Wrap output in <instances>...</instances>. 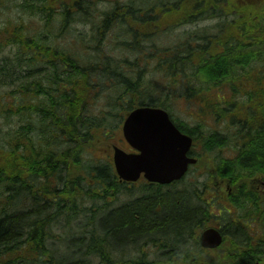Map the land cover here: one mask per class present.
Masks as SVG:
<instances>
[{"label": "trees", "instance_id": "trees-1", "mask_svg": "<svg viewBox=\"0 0 264 264\" xmlns=\"http://www.w3.org/2000/svg\"><path fill=\"white\" fill-rule=\"evenodd\" d=\"M7 2L24 16L0 30L2 51L12 49L0 62V113L16 120L0 135V263L256 264L258 249L242 252L254 226L248 220L264 224L257 193L234 188L236 198L220 200L237 214L217 219L234 236L235 253L209 258L195 234L213 217L196 192L121 185L102 158L131 110L169 108L150 86L149 72L158 71L162 86L166 77L185 85L175 100L228 121L227 135L203 134L207 149L227 148L232 130L240 144L220 174L235 187L263 176L264 0H0V7ZM220 5L233 20L200 28L228 15ZM25 16L46 29L60 16L82 37L68 32L64 53L47 34L35 36ZM178 30L179 38H160ZM227 89L231 101L211 98Z\"/></svg>", "mask_w": 264, "mask_h": 264}, {"label": "rangeland", "instance_id": "rangeland-1", "mask_svg": "<svg viewBox=\"0 0 264 264\" xmlns=\"http://www.w3.org/2000/svg\"><path fill=\"white\" fill-rule=\"evenodd\" d=\"M260 8L262 9V12L264 13V4H259ZM221 8L225 11L228 12V15L225 17H219L214 21H208V22H203V23H199V27L200 28H205L207 30H211L214 27H216L217 24H219V22H223L225 21L226 24H229L232 20H233V16H235L234 14L236 13H231L229 12L226 8H224L222 5H220ZM7 7H0V30L4 29L5 26L8 24V22L10 23V21H16L18 19V16H24V14L19 13V10L13 6L12 3L7 2ZM104 7V6H103ZM217 13V12H216ZM215 13V15H216ZM40 20V19H39ZM38 19H34V17H29V16H25V21L26 22H33L31 27L35 29V33L34 35L36 36V34L38 35L39 38H41L44 35H48V39H47V44L51 45L53 48H56L62 52H67V45L68 42L70 40V38L68 37V32H74L73 31V27L68 25V26H63L62 21L63 18L60 16H56L54 18V22L51 25L50 29H46L44 24H42ZM213 26V27H211ZM206 27H210V28H206ZM77 31L74 32L75 35L77 37H82V30L79 28V26L76 27ZM185 28L188 29H193L194 27L191 25L186 26ZM88 31L90 28H87ZM38 32V33H37ZM173 35L177 36L178 38L180 37V30H178V33H173V34H168L165 36H160V38H164L165 39V43L167 42L166 39L171 40L173 39ZM168 36V37H167ZM6 41L1 38L0 36V62L2 61V58L5 59L7 57L10 56V54H12V49L10 48H4V50L2 51V44H4ZM148 49H150L148 47ZM176 57V56H175ZM45 61L44 59L42 60V62ZM153 64H156L155 61L152 62ZM188 64V62H186ZM36 68H40V65H37ZM242 70V69H239ZM155 74L164 76L163 74H161L160 72H156V71H152L149 72L148 78L152 80L150 86L154 89V90H161V93H157V98L158 99H164L165 97H167L165 99V101L168 103L169 101V108L171 109V113H172V119L174 121V123L177 125H183V126H187L193 131L194 133V129L198 130V137H199V141L201 142L200 144L197 145L195 151H202L204 153V155L206 157H209L211 160H215V158L217 156L220 157V159H222L220 161L221 164L224 163V159L228 158L230 156V150L229 148H225L224 150H212V149H205L204 148V135L206 134L205 138L208 135L212 134V131H217L220 129L224 130V126L226 125L225 123H223L221 120L219 121H215L213 119V115L212 113L210 114L207 109L204 108H200L198 110H191L192 107H194L195 103L193 104L192 101L189 102L187 101L185 98L181 99L179 101V99H174L175 97H177V94H179L178 92H184L185 90V85L183 84V82H181L180 84H178V80L176 81H169L168 77H166L167 85L162 86L163 84H161L160 80H156L155 78ZM146 76V74L144 75ZM30 78V77H29ZM29 78L24 79L25 82H29ZM194 84H196V81H194ZM241 84V82L239 83ZM163 88V89H162ZM1 91V90H0ZM211 98H215L216 100H228L231 101V92L227 89L224 93H220V94H215L213 95ZM237 99V97H236ZM241 99V98H240ZM239 99V100H240ZM214 100V99H212ZM164 101V102H165ZM158 103V102H156ZM8 103H6L7 105ZM226 108H222L221 110H225ZM194 111V112H193ZM3 113H0V135H4V132L2 131V127H3V123L5 122L7 124V126H13L16 124V120L14 119H10L7 120L4 116H2ZM206 119V120H203ZM190 125V126H189ZM198 126V128L196 127ZM200 126V127H199ZM210 131V132H209ZM196 133V132H195ZM194 133V134H195ZM204 134V135H203ZM113 143L116 144V139L114 138V140H112ZM109 144H104V149L108 148ZM206 150V151H205ZM210 150V152H209ZM215 161L210 162V165H214ZM202 165V164H201ZM206 165V164H204ZM206 168V166H204ZM203 166H201L202 170H197V169H193L191 170V172L188 174L187 179H185V183H187V185L193 184L194 187H197L198 189H204L203 193L201 195V198L203 200V204L205 205L204 207L207 209V211L209 212V215H212L211 217H214L215 219L222 216L224 212H232V214L230 215H237L234 214L236 211L232 208V206L228 203H226V205H220L218 204L220 200H228V199H232V197L230 195L223 196V191L221 192H217L214 191V187L211 186L213 185V183L210 180V175L207 173L210 170V166L207 167V169H205ZM216 169L212 172H215ZM208 186V188H204L205 186ZM142 186L144 185H140L138 183H133L132 187H137L138 189H140ZM147 186V185H146ZM166 191L164 194L168 195L167 191L169 190H163ZM201 191V190H200ZM242 197V196H241ZM234 199V198H233ZM123 200L122 198L120 199V201ZM230 203V202H229ZM217 221V219H216ZM216 221H213V224H216ZM248 222H250L251 224H253L254 226H252L251 228H248L250 234H251V238H254L252 235H257V234H263L264 235V224L263 223H258L255 222V220H248ZM232 238L234 237L233 235H230ZM229 236V240H232V238ZM261 242V240H257V239H252V243L253 244H259ZM58 249L59 251L63 248L62 244L60 242L57 243ZM147 249H149V247H145ZM206 257H215L216 254L213 253L212 251H207L205 252ZM233 258H235V255H232ZM231 257V261L233 259ZM230 261V262H231ZM3 264V261L1 262ZM0 263V264H1ZM8 264V263H5Z\"/></svg>", "mask_w": 264, "mask_h": 264}, {"label": "water", "instance_id": "water-1", "mask_svg": "<svg viewBox=\"0 0 264 264\" xmlns=\"http://www.w3.org/2000/svg\"><path fill=\"white\" fill-rule=\"evenodd\" d=\"M129 143L140 154L115 150V163L119 175L136 181L142 172L153 182L169 184L181 178L188 169L187 152L192 144L189 137L181 135L162 109L139 108L134 110L124 125ZM204 247L215 248L222 243L220 231L208 229L201 237Z\"/></svg>", "mask_w": 264, "mask_h": 264}, {"label": "flooded vegetation", "instance_id": "flooded-vegetation-1", "mask_svg": "<svg viewBox=\"0 0 264 264\" xmlns=\"http://www.w3.org/2000/svg\"><path fill=\"white\" fill-rule=\"evenodd\" d=\"M187 134H191V136L193 137V139H195L197 141V139L195 138L198 133H195V134H192V133H187ZM194 135V136H193ZM115 146V145H113ZM118 147H120L121 149L125 150L126 152H129V153H138L137 150L133 149L130 145H128L127 143H125L124 141H122L119 144H117ZM104 155H105V158L106 159H109V161L112 163V150L111 149H108V150H104ZM194 157H196V155H194ZM198 159L200 160V157L197 156ZM196 157V158H197ZM236 155L234 153L230 154V156L228 157V159H233L235 158ZM110 163V164H111ZM224 164V163H223ZM223 164L221 165H217L216 167V171L212 173V178L213 179H216V182L215 185H211L214 187V191H217L218 193L223 191V196H226L227 195H230L233 198H236V194L233 193L234 188L238 189V191L242 190V189H250L252 190L253 192L257 193L259 198H260V203H258L259 205L261 204L262 205V209L264 210V175L263 176H260L262 178H253V179H249L247 181V185L244 186V185H239L237 187L234 186V184L230 181V178H227V177H223L222 174H220V171H219V168L223 166ZM196 169L197 170H202L201 168V162L199 161L198 165L196 166ZM207 169V167L205 168ZM215 169H213L214 171ZM115 174H116V177L119 178V176L117 175L116 171H115ZM220 179V181H217V179ZM118 181L120 182L121 185H126V186H131L132 187V184L131 182H125V181H122L120 178L118 179ZM146 182V181H144ZM152 186H148V188H150ZM204 188H208V186L206 185ZM192 191L196 192L198 197L200 198L202 193H203V190L204 189H198L197 187H194L191 189ZM201 190V191H200ZM250 193L246 192L242 195L243 198H245V196L249 195ZM223 201H228V200H223ZM220 205H226V203L228 202H221V201H218ZM229 204V203H228ZM219 218V217H218ZM216 218V219H218ZM215 218H211L210 222L206 223V226H208V228H217L218 230L221 231V233L223 234L224 236V242L221 246H218L216 248H213L212 250H208V249H205L203 248L201 245V252H206L207 251H212L213 253L215 254H218V252H220V254L222 256H230L229 254H234L235 252H231L230 249H228V246L230 245L231 247L232 244H230V242H228V236L225 235V230H224V226H225V222H223L222 220H217L216 221ZM213 221H216V224L212 225V222ZM201 228L197 231V233L195 234V238L196 240L201 244V236L203 234V232L205 230H207V228ZM189 236V234H188ZM254 238H251V236H249V239H248V244H245L246 249L244 250L243 253V256H245L247 253H251V250L254 249H258L260 251L259 255H258V258L257 260L255 261L256 264H264V256L262 255V253L264 254V235L263 234H257V235H252ZM192 239V238H191ZM252 239H257V240H261V242L259 244H253L252 243ZM243 246V247H245Z\"/></svg>", "mask_w": 264, "mask_h": 264}, {"label": "bare ground", "instance_id": "bare-ground-1", "mask_svg": "<svg viewBox=\"0 0 264 264\" xmlns=\"http://www.w3.org/2000/svg\"><path fill=\"white\" fill-rule=\"evenodd\" d=\"M200 127V126H199ZM210 132V131H209ZM215 134V133H214ZM218 134V133H217ZM220 135H222V134H220ZM210 136V135H209ZM207 138V137H206ZM206 140V139H205ZM205 140H204V142H205ZM205 144V143H204ZM206 145V144H205ZM206 151V150H205ZM210 151V150H209ZM216 159V158H215ZM218 161V160H217ZM136 183V182H135ZM246 202V201H245ZM256 207V206H255ZM203 248H205V249H208V250H212L213 248H208V247H204L203 245H202V243L200 244Z\"/></svg>", "mask_w": 264, "mask_h": 264}]
</instances>
